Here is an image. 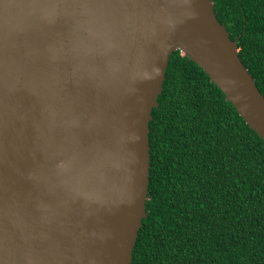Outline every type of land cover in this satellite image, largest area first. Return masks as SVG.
<instances>
[{
  "label": "water",
  "instance_id": "obj_1",
  "mask_svg": "<svg viewBox=\"0 0 264 264\" xmlns=\"http://www.w3.org/2000/svg\"><path fill=\"white\" fill-rule=\"evenodd\" d=\"M213 0H0V264H131L176 51L264 141Z\"/></svg>",
  "mask_w": 264,
  "mask_h": 264
},
{
  "label": "trees",
  "instance_id": "obj_2",
  "mask_svg": "<svg viewBox=\"0 0 264 264\" xmlns=\"http://www.w3.org/2000/svg\"><path fill=\"white\" fill-rule=\"evenodd\" d=\"M213 2L264 94V0ZM158 103L148 216L131 264H264V141L180 51Z\"/></svg>",
  "mask_w": 264,
  "mask_h": 264
}]
</instances>
